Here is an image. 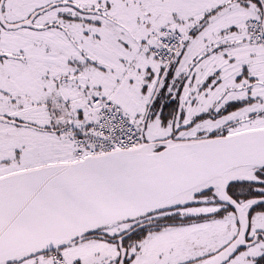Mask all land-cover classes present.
Returning a JSON list of instances; mask_svg holds the SVG:
<instances>
[{
	"label": "snow or ice",
	"instance_id": "1",
	"mask_svg": "<svg viewBox=\"0 0 264 264\" xmlns=\"http://www.w3.org/2000/svg\"><path fill=\"white\" fill-rule=\"evenodd\" d=\"M0 264H264V0H0Z\"/></svg>",
	"mask_w": 264,
	"mask_h": 264
}]
</instances>
